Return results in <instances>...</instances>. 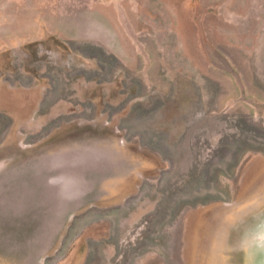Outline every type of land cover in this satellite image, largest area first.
I'll list each match as a JSON object with an SVG mask.
<instances>
[{"label": "rangeland", "instance_id": "374dc122", "mask_svg": "<svg viewBox=\"0 0 264 264\" xmlns=\"http://www.w3.org/2000/svg\"><path fill=\"white\" fill-rule=\"evenodd\" d=\"M0 264H264V0H0Z\"/></svg>", "mask_w": 264, "mask_h": 264}]
</instances>
